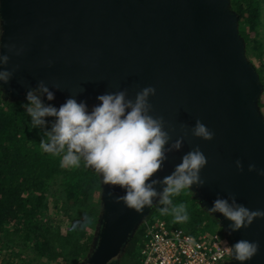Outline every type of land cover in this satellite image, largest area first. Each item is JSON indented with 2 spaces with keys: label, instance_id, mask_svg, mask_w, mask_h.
I'll use <instances>...</instances> for the list:
<instances>
[{
  "label": "water",
  "instance_id": "1",
  "mask_svg": "<svg viewBox=\"0 0 264 264\" xmlns=\"http://www.w3.org/2000/svg\"><path fill=\"white\" fill-rule=\"evenodd\" d=\"M240 16L230 0H0V41L23 48L4 66L19 68L0 90L11 100L25 99L43 80L55 101L75 96L89 110L107 92L128 89L130 98L147 86L154 116H163L182 135L199 119L214 138L191 136L180 151L168 154L155 178L170 175L182 156L199 146L207 158L200 177L202 188L188 189L205 210L219 194L236 196L250 210H264V116L260 111L263 84L248 60ZM54 85H58L57 90ZM243 164L237 170L235 161ZM101 212L91 253L85 264H109L119 258L150 211L115 203L108 195H124L105 185L101 174ZM162 191V186H157ZM210 213V212H209ZM229 244L240 239L259 242L256 256L244 264H264V219L228 234L231 223L210 213ZM226 264H240L231 257Z\"/></svg>",
  "mask_w": 264,
  "mask_h": 264
},
{
  "label": "clouds",
  "instance_id": "2",
  "mask_svg": "<svg viewBox=\"0 0 264 264\" xmlns=\"http://www.w3.org/2000/svg\"><path fill=\"white\" fill-rule=\"evenodd\" d=\"M7 48L13 55H22L24 49L15 44H3L0 49ZM10 56L0 52V82L8 83L19 68L16 65L11 70L6 66ZM57 90L58 85H54ZM156 95L153 86H147L135 93L134 98L128 95V89L107 92L99 95L98 104L89 110L84 101L78 102L75 96H70L59 108L45 104L42 97L48 101L55 99V94L39 81L35 89L27 92L26 110L35 127L43 128L46 139H41L40 146L46 153L61 156L62 166L79 167L81 161L101 174L105 185L124 190V195H108L115 203H123L125 207L141 212L157 200L164 214L171 213L175 222H186L189 217L186 205L173 204L171 197L180 194L185 189H197L205 185L200 177L201 170L208 161L197 145L185 153L170 175L163 179L153 178L163 170L168 154L180 151L183 142L189 136L210 141L214 132L196 120L191 129L186 124L181 125L182 135L175 140L172 133L176 129L163 116H154L153 105L149 102ZM46 117H53L54 122L47 130ZM238 171L243 172V164L235 161ZM249 172L264 176V169H257L255 164L248 165ZM162 191H157V186ZM210 213H220L230 221L226 231L229 235L252 225L256 219H264V210H250L237 203L235 194L229 193L227 198L219 194L213 201V206L207 208ZM231 251L233 258L244 264L259 252V242L240 239L232 245L222 241Z\"/></svg>",
  "mask_w": 264,
  "mask_h": 264
},
{
  "label": "trees",
  "instance_id": "3",
  "mask_svg": "<svg viewBox=\"0 0 264 264\" xmlns=\"http://www.w3.org/2000/svg\"><path fill=\"white\" fill-rule=\"evenodd\" d=\"M230 7L240 16L239 34L264 88V0H230ZM42 100L59 108L55 99ZM27 103L26 98L11 100L0 90V264H85L81 261L90 254L85 228L95 222L100 177L83 160L79 167L62 166L61 156L42 150L44 129L32 124ZM259 104L263 106L261 98ZM45 120L50 130L54 118ZM186 190L171 197L174 205H186V222L162 213L161 204L155 212L190 233L200 226L207 230L216 223L212 214ZM139 233L143 227L129 240L126 255L136 256L132 248ZM132 259L129 264H141Z\"/></svg>",
  "mask_w": 264,
  "mask_h": 264
},
{
  "label": "built area",
  "instance_id": "4",
  "mask_svg": "<svg viewBox=\"0 0 264 264\" xmlns=\"http://www.w3.org/2000/svg\"><path fill=\"white\" fill-rule=\"evenodd\" d=\"M215 222L216 220L213 219ZM217 223V222H216ZM215 232L188 233L161 218L144 220L141 264H226L232 253L218 223ZM228 245L230 246L231 244Z\"/></svg>",
  "mask_w": 264,
  "mask_h": 264
},
{
  "label": "rangeland",
  "instance_id": "5",
  "mask_svg": "<svg viewBox=\"0 0 264 264\" xmlns=\"http://www.w3.org/2000/svg\"><path fill=\"white\" fill-rule=\"evenodd\" d=\"M261 37H262V41H263V44H264V28L261 30ZM261 101H262V103H263V106H260V111H261V113H262V115L264 116V91H263V94H262V96H261ZM100 187H101V184H100V186L98 187V193H97V196H98V211H97V213H96V218H95V222H93L91 225H87L86 226V228H85V230H86V234H85V239L87 240V242L90 244V247H89V249H90V253H91V247H92V244H93V239H94V237H95V234H96V232H97V229H98V224H99V216H100V212H101V201H100ZM187 192L189 191L188 189L186 190ZM189 193H190V195L192 196V197H194L193 195H192V193L189 191ZM97 196H93V197H97ZM160 203L158 202V204L156 205V206H158ZM155 206V207H156ZM154 207V208H155ZM152 209L151 211H150V213L148 214V216L146 217V219L148 220V218H149V220H154V219H156V218H160L159 217V213H156L155 212V209ZM157 209V208H156ZM213 218V217H212ZM211 222H212V220H210ZM217 223H210L209 224V226H207V230H205V226H200L199 227V231H208V232H215L216 230H218V227H217V225H216ZM140 227H142V225L140 226ZM139 227V228H140ZM211 227V228H210ZM222 230V229H221ZM198 231V232H199ZM186 232H188V233H190V231H186ZM198 232H195V233H198ZM136 239H137V241H136V243H135V245H134V247L132 248L133 249V254H135L136 256H134L133 257V255H126L125 254V252H126V246H125V251L121 254V256L119 257V258H117L118 259V263L119 264H129L130 263V259L131 258H134V259H132V261H133V263L135 262L134 260H137V259H140V255H137L136 253H139L140 254V250H141V244H142V235L139 233V234H137V236H136ZM128 244V243H127ZM90 254H88V256H89ZM88 258V257H87ZM87 260V259H86ZM86 260L85 259H83L82 261H81V263H84V262H86ZM113 263V261L112 262H110L109 264H112Z\"/></svg>",
  "mask_w": 264,
  "mask_h": 264
},
{
  "label": "flooded vegetation",
  "instance_id": "6",
  "mask_svg": "<svg viewBox=\"0 0 264 264\" xmlns=\"http://www.w3.org/2000/svg\"><path fill=\"white\" fill-rule=\"evenodd\" d=\"M64 102H65V101H58L57 103H58V105L60 106V105H62ZM112 264H119V263H118V259H115V260L113 261Z\"/></svg>",
  "mask_w": 264,
  "mask_h": 264
}]
</instances>
